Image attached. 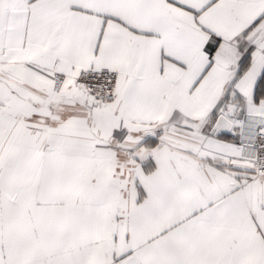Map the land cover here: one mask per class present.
Masks as SVG:
<instances>
[{
	"label": "snow or ice",
	"instance_id": "6c2138e0",
	"mask_svg": "<svg viewBox=\"0 0 264 264\" xmlns=\"http://www.w3.org/2000/svg\"><path fill=\"white\" fill-rule=\"evenodd\" d=\"M0 264H264V0H0Z\"/></svg>",
	"mask_w": 264,
	"mask_h": 264
}]
</instances>
